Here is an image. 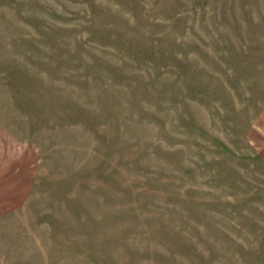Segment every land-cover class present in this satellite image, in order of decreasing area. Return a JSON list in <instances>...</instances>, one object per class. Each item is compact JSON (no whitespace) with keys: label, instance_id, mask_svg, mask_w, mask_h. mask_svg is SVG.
<instances>
[{"label":"rangeland","instance_id":"obj_1","mask_svg":"<svg viewBox=\"0 0 264 264\" xmlns=\"http://www.w3.org/2000/svg\"><path fill=\"white\" fill-rule=\"evenodd\" d=\"M0 264H264V0H0Z\"/></svg>","mask_w":264,"mask_h":264}]
</instances>
